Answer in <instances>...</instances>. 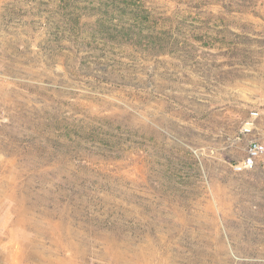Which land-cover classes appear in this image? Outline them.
Returning a JSON list of instances; mask_svg holds the SVG:
<instances>
[{"label": "rangeland", "instance_id": "374dc122", "mask_svg": "<svg viewBox=\"0 0 264 264\" xmlns=\"http://www.w3.org/2000/svg\"><path fill=\"white\" fill-rule=\"evenodd\" d=\"M247 127L264 0H0V264H264Z\"/></svg>", "mask_w": 264, "mask_h": 264}, {"label": "built area", "instance_id": "2783aa9c", "mask_svg": "<svg viewBox=\"0 0 264 264\" xmlns=\"http://www.w3.org/2000/svg\"><path fill=\"white\" fill-rule=\"evenodd\" d=\"M260 113L257 110L251 111V116L253 118L259 117ZM254 127H247L245 131L248 133H252L254 130H257L258 136H255L248 142L246 147V155L245 157L239 161L234 163L233 168L237 171L249 170L258 164V161L262 159L264 155V132L260 131L259 128L253 129Z\"/></svg>", "mask_w": 264, "mask_h": 264}]
</instances>
